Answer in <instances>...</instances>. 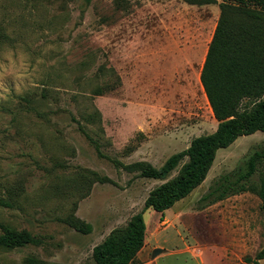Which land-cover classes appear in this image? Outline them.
<instances>
[{
    "label": "rangeland",
    "instance_id": "1",
    "mask_svg": "<svg viewBox=\"0 0 264 264\" xmlns=\"http://www.w3.org/2000/svg\"><path fill=\"white\" fill-rule=\"evenodd\" d=\"M223 1L0 0V195L12 203L0 221L38 240L0 248V264H95L94 247L165 181L123 164L160 167L216 130L200 74ZM94 110L100 117L87 122ZM263 145L256 131L221 148L205 181L167 209L180 218L152 232L135 264H150L162 245L169 251L156 264H200L171 252L183 240L206 249L208 264H253L264 246L261 199L247 191L213 202L208 193ZM89 171L107 180L80 188ZM72 211L89 233L65 222ZM157 215L145 210L150 229Z\"/></svg>",
    "mask_w": 264,
    "mask_h": 264
},
{
    "label": "trees",
    "instance_id": "2",
    "mask_svg": "<svg viewBox=\"0 0 264 264\" xmlns=\"http://www.w3.org/2000/svg\"><path fill=\"white\" fill-rule=\"evenodd\" d=\"M200 79L218 121L216 130L193 138L186 149L169 156L160 167L147 161L123 164L126 170L137 171L142 177L165 181L150 191L144 208L125 226L114 228L94 247L95 264H135L146 240L145 210L153 208L164 213L205 181L221 148L230 146L242 135L264 132V0L223 1ZM99 117L98 110L84 115L87 122L94 123ZM86 135L97 143L90 134ZM178 167L177 174L167 179ZM257 172L259 180L256 182ZM80 179L77 185L80 188L87 181L107 180L95 171L81 174ZM247 191L259 196L264 216V145L249 157L236 175L224 176L215 182L208 197L216 202ZM11 205L0 195V206ZM74 211L66 216L65 222L82 233H89L92 225ZM0 229V248L14 249L38 242L27 229L18 230L1 221ZM263 259L264 246L248 261L263 264ZM30 264L35 261L31 260Z\"/></svg>",
    "mask_w": 264,
    "mask_h": 264
},
{
    "label": "crops",
    "instance_id": "3",
    "mask_svg": "<svg viewBox=\"0 0 264 264\" xmlns=\"http://www.w3.org/2000/svg\"><path fill=\"white\" fill-rule=\"evenodd\" d=\"M179 218H180L179 215H176L175 213H172L171 216H168L167 210L164 213L159 212V215H157V217H156V222L153 224V229H150L149 225L147 224L145 244H144L143 248L138 253L140 254L142 252H145L147 245L150 244V240L153 236L152 235L153 231L155 232V230H156L157 232H159L161 229L166 228L170 224H173L174 220L179 219ZM183 241H184L183 248H181L180 250H177V251L172 250L171 252L172 253H176V252L189 253L192 257H196L199 260L200 264H208L207 254H209V253H208V251H206V249H200L198 247H197L198 249H195L188 242H186L185 240H183ZM160 247L164 248L163 245ZM164 249H166V248H164ZM167 251H169V250L166 249L164 252H167ZM159 255L156 257H153L150 264H154V263L156 264L157 260H155V259L157 257H159Z\"/></svg>",
    "mask_w": 264,
    "mask_h": 264
},
{
    "label": "water",
    "instance_id": "4",
    "mask_svg": "<svg viewBox=\"0 0 264 264\" xmlns=\"http://www.w3.org/2000/svg\"><path fill=\"white\" fill-rule=\"evenodd\" d=\"M166 249L164 248H161V247H158V248H155L154 251H153V257H156L158 256L160 253L164 252Z\"/></svg>",
    "mask_w": 264,
    "mask_h": 264
}]
</instances>
